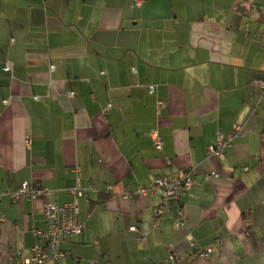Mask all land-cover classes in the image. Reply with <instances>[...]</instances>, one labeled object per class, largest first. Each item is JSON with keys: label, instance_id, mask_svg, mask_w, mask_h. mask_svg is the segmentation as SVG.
<instances>
[{"label": "crops", "instance_id": "obj_1", "mask_svg": "<svg viewBox=\"0 0 264 264\" xmlns=\"http://www.w3.org/2000/svg\"><path fill=\"white\" fill-rule=\"evenodd\" d=\"M259 80L264 0H0V264L29 257L43 203L77 184L83 230L62 243L65 264H264ZM182 170L187 226L169 211L154 227L159 194L137 191ZM23 183L49 194L15 202ZM192 244L212 254L186 256Z\"/></svg>", "mask_w": 264, "mask_h": 264}, {"label": "built area", "instance_id": "obj_2", "mask_svg": "<svg viewBox=\"0 0 264 264\" xmlns=\"http://www.w3.org/2000/svg\"><path fill=\"white\" fill-rule=\"evenodd\" d=\"M140 4L142 0H135ZM12 65L10 62H6L4 70L7 73H11ZM54 67L50 66V71H53ZM255 85L264 91V81H256ZM149 93L153 94L154 86L148 87ZM67 96L72 98L74 94L72 92L67 93ZM35 100H39V97H34ZM8 104V101H5ZM161 102H157V111L161 109ZM112 109V105L108 103L101 111L106 114ZM233 134L222 135L219 134L213 145L207 148L209 155L214 157L221 156L232 146L233 139L237 135L241 128L234 126ZM152 148L155 151H160L162 148V140L157 131H152L150 134ZM215 177V174H211ZM193 177L190 170L178 171L176 174L159 178L153 182V185L147 189H139L137 194L148 195L156 192L159 194V201L157 207L153 211L154 227H157L163 220V216L166 212L172 211L173 224L175 228L183 229L187 226L186 220L183 216L181 196L185 195L191 190L193 186ZM111 188H108L109 191ZM85 189L81 188L78 184L70 190V194L73 199L63 205L58 204L56 201L46 200L43 203V216L45 222V228L42 230H36L34 232L35 242L30 249V255L28 258H23L21 264H46L53 262L54 264H65V252L62 250V243L73 236H79L82 233L83 226L78 219V200L85 196ZM49 191L43 187H39L34 183H23L19 189L13 193H8L12 200L19 202L23 199L33 201L42 199L48 196ZM0 194V198H1ZM131 195L127 192L122 194L123 199H128ZM4 222L3 215L0 214V224ZM213 251V247H199L196 244H192L189 247L186 256H196L202 259L208 258ZM182 257L175 254H170L168 262L166 264H176ZM92 264H103L100 261L92 262Z\"/></svg>", "mask_w": 264, "mask_h": 264}]
</instances>
